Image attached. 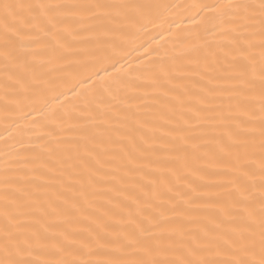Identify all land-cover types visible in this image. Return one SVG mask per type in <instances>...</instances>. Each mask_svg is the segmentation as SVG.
<instances>
[{
  "label": "snow or ice",
  "instance_id": "1",
  "mask_svg": "<svg viewBox=\"0 0 264 264\" xmlns=\"http://www.w3.org/2000/svg\"><path fill=\"white\" fill-rule=\"evenodd\" d=\"M0 116V264H264V0H0Z\"/></svg>",
  "mask_w": 264,
  "mask_h": 264
},
{
  "label": "bare ground",
  "instance_id": "2",
  "mask_svg": "<svg viewBox=\"0 0 264 264\" xmlns=\"http://www.w3.org/2000/svg\"><path fill=\"white\" fill-rule=\"evenodd\" d=\"M141 2H148V0H141ZM152 2L158 3H166V4H193L198 2V0H152ZM195 16V12L189 13L188 18L184 20V23L180 27H176L173 25L171 29H169V23L175 19L174 15H167V18H161L160 21L156 25H149L148 29L139 33V36L136 38L134 44L130 45L128 51L131 52V55L128 57V61H135L138 56H140L143 52V49L140 52L133 51V48L139 46V44H145V47L157 48L160 45H164L167 48H171L172 45L165 44V40L172 41L176 38V33H184L190 29H196L198 27L197 23L193 21L192 17ZM162 34V35H161ZM155 37V39H153ZM135 66L134 64L132 65ZM129 67L128 63H125V69L127 70ZM61 100L64 101L65 105H68L71 102L75 101L74 96H70L69 99H65L61 97ZM33 117L37 120L41 119V115L39 112L34 113ZM31 119V118H30ZM4 124L3 117L0 116V132H3ZM7 135V133H5Z\"/></svg>",
  "mask_w": 264,
  "mask_h": 264
}]
</instances>
